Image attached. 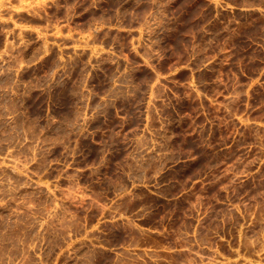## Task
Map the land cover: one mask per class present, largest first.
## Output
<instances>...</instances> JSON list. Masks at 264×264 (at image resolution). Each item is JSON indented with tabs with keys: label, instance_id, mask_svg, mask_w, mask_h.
<instances>
[{
	"label": "rangeland",
	"instance_id": "rangeland-1",
	"mask_svg": "<svg viewBox=\"0 0 264 264\" xmlns=\"http://www.w3.org/2000/svg\"><path fill=\"white\" fill-rule=\"evenodd\" d=\"M0 264H264V0H0Z\"/></svg>",
	"mask_w": 264,
	"mask_h": 264
}]
</instances>
